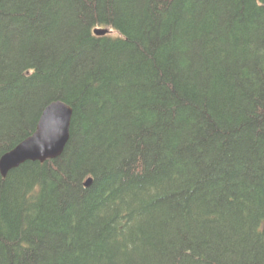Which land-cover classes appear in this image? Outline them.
Listing matches in <instances>:
<instances>
[{
    "label": "trees",
    "instance_id": "16d2710c",
    "mask_svg": "<svg viewBox=\"0 0 264 264\" xmlns=\"http://www.w3.org/2000/svg\"><path fill=\"white\" fill-rule=\"evenodd\" d=\"M56 100L0 264H264V0H0V158Z\"/></svg>",
    "mask_w": 264,
    "mask_h": 264
},
{
    "label": "water",
    "instance_id": "95a60500",
    "mask_svg": "<svg viewBox=\"0 0 264 264\" xmlns=\"http://www.w3.org/2000/svg\"><path fill=\"white\" fill-rule=\"evenodd\" d=\"M110 28L97 27L96 35H106ZM73 108L62 100L51 102L43 111L36 131L0 158V170L4 177L26 161H46L60 156L69 142ZM93 177L85 185L90 186Z\"/></svg>",
    "mask_w": 264,
    "mask_h": 264
},
{
    "label": "rangeland",
    "instance_id": "374dc122",
    "mask_svg": "<svg viewBox=\"0 0 264 264\" xmlns=\"http://www.w3.org/2000/svg\"><path fill=\"white\" fill-rule=\"evenodd\" d=\"M114 34V32H112Z\"/></svg>",
    "mask_w": 264,
    "mask_h": 264
},
{
    "label": "bare ground",
    "instance_id": "6f19581e",
    "mask_svg": "<svg viewBox=\"0 0 264 264\" xmlns=\"http://www.w3.org/2000/svg\"><path fill=\"white\" fill-rule=\"evenodd\" d=\"M97 20V19H96ZM108 27V26H107Z\"/></svg>",
    "mask_w": 264,
    "mask_h": 264
}]
</instances>
